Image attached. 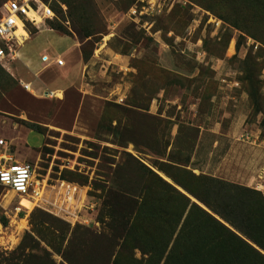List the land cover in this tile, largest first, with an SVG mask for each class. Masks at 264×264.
<instances>
[{
    "label": "rangeland",
    "instance_id": "1",
    "mask_svg": "<svg viewBox=\"0 0 264 264\" xmlns=\"http://www.w3.org/2000/svg\"><path fill=\"white\" fill-rule=\"evenodd\" d=\"M79 1L0 66V140L44 181L0 187V264H264V0Z\"/></svg>",
    "mask_w": 264,
    "mask_h": 264
},
{
    "label": "built area",
    "instance_id": "2",
    "mask_svg": "<svg viewBox=\"0 0 264 264\" xmlns=\"http://www.w3.org/2000/svg\"><path fill=\"white\" fill-rule=\"evenodd\" d=\"M52 0H5L2 9L6 12L0 16V66L4 67V62L18 59V48L24 36H18L19 23L30 33L29 25L38 26L45 24L54 18V12L50 6ZM33 12L40 19V23L29 16ZM56 64L64 65V60L57 59ZM30 90L31 84H24ZM0 187L14 193L22 198L29 195L38 196L43 189L44 181L35 180V168L27 162L21 161L10 155L7 150L8 143L0 140ZM26 170V175L21 181L19 171ZM8 173L9 180L5 182L2 174ZM23 185L22 187L20 185Z\"/></svg>",
    "mask_w": 264,
    "mask_h": 264
},
{
    "label": "trees",
    "instance_id": "3",
    "mask_svg": "<svg viewBox=\"0 0 264 264\" xmlns=\"http://www.w3.org/2000/svg\"><path fill=\"white\" fill-rule=\"evenodd\" d=\"M77 3L79 4V6H78V8L80 9V6H81V3H80V1L79 0H77ZM50 6H51V4H50ZM62 6V5H61ZM52 8V7H51ZM53 10V9H52ZM53 12H54V10H53ZM54 15H55V12H54ZM56 17V15L54 16V18ZM53 20V19H52ZM48 21H50V20H48ZM31 26L32 25H29V29H30V33H31V35H32V32H31ZM61 26L60 25H58L57 26V28L56 29H61L60 28ZM146 170H148V171H150L149 169H147L146 167H144ZM160 181H162V183L166 186V187H168V188H171L168 184H166L162 179H160V178H158ZM172 189V188H171ZM173 191H175V194H176V196L177 197H175V196H169L171 199H169L170 201H174L175 203H176V201H179V199H180V201H181V204H182V202H187V205H188V203H189V201H188V199L186 198V197H184L183 195H181L180 193H178L176 190H174L173 189ZM167 201V200H166ZM167 203H168V201H167ZM177 204V203H176ZM135 206V208H136V205H134ZM186 207V206H185ZM120 221H122V220H120ZM119 221V222H120ZM123 222V221H122ZM122 222H120V223H122ZM124 224V223H123ZM126 228L128 229V226L126 225V223H125V231H126ZM253 251H255L254 249H253ZM255 252H257V251H255ZM258 253V252H257ZM264 258V257H263Z\"/></svg>",
    "mask_w": 264,
    "mask_h": 264
},
{
    "label": "crops",
    "instance_id": "4",
    "mask_svg": "<svg viewBox=\"0 0 264 264\" xmlns=\"http://www.w3.org/2000/svg\"><path fill=\"white\" fill-rule=\"evenodd\" d=\"M19 51H18V59H19ZM41 58H42V60L44 61V62H47V65H45L44 66V68H43V70L44 69H46L51 63H55L56 64V61H57V59L55 58V59H51V57L48 55V54H43L42 56H41ZM62 60H64V59H62ZM64 63H68V66L70 67V65H73L72 63H70L69 61L67 62V61H65L64 60ZM57 65V64H56ZM57 66H59V65H57ZM59 67H61V66H59ZM71 69H72V67H70L69 68V70H68V72H67V77H69V74H70V72H71ZM70 71V72H69ZM42 72V70L40 71V72H38L37 74H36V76H38V74H40ZM71 82V81H70ZM27 84V83H26ZM30 89H31V87H30ZM261 190H262V192L264 193V182L261 184Z\"/></svg>",
    "mask_w": 264,
    "mask_h": 264
},
{
    "label": "clouds",
    "instance_id": "5",
    "mask_svg": "<svg viewBox=\"0 0 264 264\" xmlns=\"http://www.w3.org/2000/svg\"><path fill=\"white\" fill-rule=\"evenodd\" d=\"M19 171V179L22 181L26 175V170H18ZM2 179L7 182L9 180V175L8 173H3L2 174ZM21 187L23 186L22 184L20 185Z\"/></svg>",
    "mask_w": 264,
    "mask_h": 264
},
{
    "label": "bare ground",
    "instance_id": "6",
    "mask_svg": "<svg viewBox=\"0 0 264 264\" xmlns=\"http://www.w3.org/2000/svg\"><path fill=\"white\" fill-rule=\"evenodd\" d=\"M18 25H19V29H18L17 35H18V36H24V37H26L24 31L22 30V29H23V25H22L21 23H19ZM38 196H39V197L41 196V191H40V193H39ZM38 196L29 195V197H38Z\"/></svg>",
    "mask_w": 264,
    "mask_h": 264
}]
</instances>
